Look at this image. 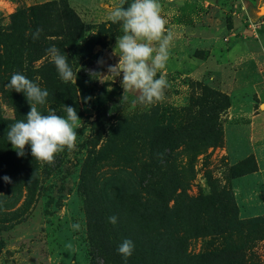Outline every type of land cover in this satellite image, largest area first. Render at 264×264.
I'll list each match as a JSON object with an SVG mask.
<instances>
[{
    "label": "rangeland",
    "instance_id": "rangeland-1",
    "mask_svg": "<svg viewBox=\"0 0 264 264\" xmlns=\"http://www.w3.org/2000/svg\"><path fill=\"white\" fill-rule=\"evenodd\" d=\"M51 1L60 0H0V27ZM65 1L86 27L73 52L64 49L76 83L58 86L81 119L77 146L41 164L30 147L18 157L1 128L0 264H106L92 216H116L121 242L130 229L145 243L146 226L179 264H264V0H159L173 42L162 70L169 87L151 106L133 105L136 91L123 99L121 78L88 73L107 75L118 61L123 33L107 8L120 0ZM5 93L0 84V117L16 120ZM64 105L52 94L37 107L63 116ZM236 169L246 175L233 178Z\"/></svg>",
    "mask_w": 264,
    "mask_h": 264
},
{
    "label": "clouds",
    "instance_id": "clouds-1",
    "mask_svg": "<svg viewBox=\"0 0 264 264\" xmlns=\"http://www.w3.org/2000/svg\"><path fill=\"white\" fill-rule=\"evenodd\" d=\"M108 20L111 24H119L122 35L116 37L113 55L118 57L115 64L107 65V75L96 70H88L91 77L111 76L120 79L123 89L122 98L127 100L125 93L136 91L139 93L133 105L137 103L151 106L165 98V90L169 82L162 70L166 68L170 58V49L173 42V33L166 27V20L161 15L159 0H120L119 4L107 8ZM43 33L42 28L31 32L32 39L38 40ZM46 54L54 63L60 79L64 83L77 80L68 63L67 54L52 45L46 49ZM106 61L103 57L97 60L99 68H103ZM158 73H160L158 75ZM6 88L17 93H23L30 105V110L25 119L11 124L7 130V140L18 157L26 155V147H30V154L41 164L53 165L56 156L65 150L71 152L77 146V129L81 126V119L76 108L64 105L66 115H59L55 110L43 114L38 105H44L49 96L46 89L41 88L27 76L20 72L11 75ZM92 97H84L82 102L88 103ZM5 183H11V177L3 176ZM109 223H117L116 216L108 218ZM73 231H79L81 225H70ZM73 250L71 243L67 244ZM135 245L131 239H124L117 247V252L125 264L132 256Z\"/></svg>",
    "mask_w": 264,
    "mask_h": 264
},
{
    "label": "trees",
    "instance_id": "trees-1",
    "mask_svg": "<svg viewBox=\"0 0 264 264\" xmlns=\"http://www.w3.org/2000/svg\"><path fill=\"white\" fill-rule=\"evenodd\" d=\"M128 2L130 3L131 0ZM37 28H42L43 33L38 40L34 41L31 32ZM85 30L86 27L81 18L65 0L51 1L20 10L12 16L9 26L0 27V84L5 87L7 98L16 109V120L0 117V130L17 120L25 119L29 112L24 94L6 88L11 75L15 72L24 74L41 88L46 89L49 95L53 94L57 100L70 103V106L74 107V101L70 100V96L59 91L60 77L51 58L46 54V49L55 45L62 54H65L64 49L71 54ZM68 58L69 63L71 58L70 56ZM42 60L41 65H36ZM165 155L170 158L172 153H165ZM168 162L169 159H166V163ZM30 174L28 188L32 192L36 180L34 168ZM244 175L246 173L242 169H236L232 177L238 178ZM152 187V185L149 186V188ZM91 219V223L97 228L93 237L100 242L96 256L107 258L106 264H125L124 258L117 252V247L121 243L118 230L112 228L113 224H107L106 219L102 223L95 220L93 216ZM150 224H155V220H150ZM144 229L145 243H140L132 231L129 232L130 229H125L124 239H131L135 245L133 254L126 264H179L176 252L169 253L165 249L166 246L160 245L158 241L153 242L146 226ZM219 254L220 252H215L210 257L219 259Z\"/></svg>",
    "mask_w": 264,
    "mask_h": 264
},
{
    "label": "built area",
    "instance_id": "built-area-1",
    "mask_svg": "<svg viewBox=\"0 0 264 264\" xmlns=\"http://www.w3.org/2000/svg\"><path fill=\"white\" fill-rule=\"evenodd\" d=\"M251 25L253 26V23H251ZM251 27V26H250Z\"/></svg>",
    "mask_w": 264,
    "mask_h": 264
}]
</instances>
